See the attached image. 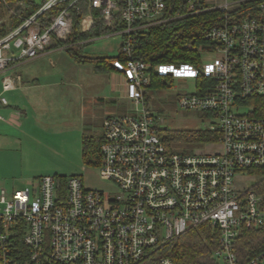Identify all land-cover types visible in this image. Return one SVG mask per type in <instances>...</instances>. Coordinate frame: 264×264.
Wrapping results in <instances>:
<instances>
[{
    "label": "built area",
    "instance_id": "built-area-1",
    "mask_svg": "<svg viewBox=\"0 0 264 264\" xmlns=\"http://www.w3.org/2000/svg\"><path fill=\"white\" fill-rule=\"evenodd\" d=\"M247 1L184 0L182 16L219 10L227 19ZM168 2L19 0L23 8L37 7L0 38V76L13 63L71 46L72 11L83 7L80 32L101 22L107 30L100 37L122 39L126 61L114 65L124 73L132 108L101 122L98 169L115 192L87 189L76 175H44L21 189L0 188V264H172L161 255L163 246L199 227L216 242L209 264H264V115H253V107L238 111L247 105L243 100L264 96V17L209 29L206 38L216 48L200 51L199 67H152L156 75L192 78L194 85L199 75L213 81L205 94L195 86L177 103L206 112L219 139L177 152L165 146L162 120L147 107L151 67L133 56L142 32L172 19ZM1 82L3 91L14 88L9 77ZM239 174L249 185L236 183ZM249 237L255 242L243 245Z\"/></svg>",
    "mask_w": 264,
    "mask_h": 264
},
{
    "label": "rangeland",
    "instance_id": "rangeland-1",
    "mask_svg": "<svg viewBox=\"0 0 264 264\" xmlns=\"http://www.w3.org/2000/svg\"><path fill=\"white\" fill-rule=\"evenodd\" d=\"M7 15L8 11L0 9V23L6 21ZM121 41L120 35L111 34L94 38L85 45H74L73 48L86 56L114 57L119 52ZM45 59L43 61L44 69L49 68L50 59L58 61L59 76H55L53 80L60 82L58 85L63 86L54 91L53 96H55L52 103L54 105L47 107L45 116L37 117L39 122L35 123L33 129L29 128L32 119L27 120V123L22 126L10 121L9 109L11 110L13 106H20L18 105L20 101L26 98L25 91L21 88L3 91L1 82L3 74L0 76V95L10 105L7 109L0 108V115L2 116V120H0V188H5L8 191L21 189L30 186L32 181L44 175L55 177L76 175L82 179L83 186L87 189L115 192L114 184L100 175L98 165L95 164L96 159L83 156L82 139L87 136L81 132L79 107L73 105V110L72 108L67 109L57 101L58 98H61L60 94L63 95V93L69 100H75L76 94L74 92L76 90L71 89H76L73 83L77 84L80 80L84 82L86 78L93 81V74L91 72L86 73L85 68L80 69L74 66L72 59L68 58L64 52H59L58 55H52V58L47 57ZM20 63L22 61L17 64L14 63V65L19 66ZM18 66L12 75L18 73L25 81L27 76L22 71L24 65L20 68ZM87 86L88 89H79L86 90L84 92L89 95L107 92L106 85ZM194 89L195 85L192 78L175 77L173 84L169 87L161 90H149L148 102L146 101L147 107L154 117L162 120L160 123L162 137L166 136L168 132L209 130L213 126L206 112L183 109L178 106L177 96L182 93L193 92ZM124 104L128 111L132 108L130 101H124ZM251 107L252 104H247L240 107L238 111L247 113ZM96 115L99 117L102 115L99 108ZM67 121L70 124H67ZM98 123L99 121H94L95 136L100 133ZM202 144L203 142L199 141H178L170 143L169 148L177 152L187 153L195 149H203ZM249 182L241 174L236 175V183L241 186H247Z\"/></svg>",
    "mask_w": 264,
    "mask_h": 264
},
{
    "label": "trees",
    "instance_id": "trees-1",
    "mask_svg": "<svg viewBox=\"0 0 264 264\" xmlns=\"http://www.w3.org/2000/svg\"><path fill=\"white\" fill-rule=\"evenodd\" d=\"M19 0H7V4L14 10L10 14L7 6L0 0V9L8 11L5 22L0 23V38L4 36L21 22L20 16L28 15L33 11L36 5L30 7L20 6ZM169 14L172 19L150 26L138 37L137 45L134 47L133 56L148 66H150V84L147 86L145 100L148 102L147 94L150 89L161 90L173 84V78L168 76L156 75L152 72L155 65L187 63L199 67L200 51L214 50L216 42L206 38V34L212 27H220L226 21H242L245 18L264 17V0H249L238 12L227 15L219 10L201 12L194 15H185L186 5L184 0H169ZM72 32L69 36V43L73 45L76 42L86 41L100 37L106 32V28L101 22H95L90 30L85 32L79 31L78 21L84 15L85 9L80 7L79 10L72 11ZM69 46L67 50L71 51L73 57L89 63L96 73H109L119 71L114 65L117 62L124 66L126 56L120 51L115 57L102 55L86 56L84 53ZM212 79L197 76L195 86L198 94H205L208 87L212 85ZM246 104H252V114L255 116L264 115V96H253L243 100ZM166 147L172 142H210L219 139L220 135L216 130H187L168 132L166 136L159 131ZM101 144V134L83 137L82 153L86 158L93 157L96 159L95 164L99 163V147ZM63 179V176H59ZM255 239L249 237L241 243L243 245L253 244ZM216 242L212 239L206 228L199 227L189 229L177 239L167 243L161 249V255L168 257L172 264H209L211 251L215 248Z\"/></svg>",
    "mask_w": 264,
    "mask_h": 264
},
{
    "label": "crops",
    "instance_id": "crops-1",
    "mask_svg": "<svg viewBox=\"0 0 264 264\" xmlns=\"http://www.w3.org/2000/svg\"><path fill=\"white\" fill-rule=\"evenodd\" d=\"M90 40L91 39L76 42L74 45H85ZM59 52L66 53L68 58L72 59V64L77 68H85L86 73L91 72L93 74V81H90V79L86 78L84 82L80 80L77 84L73 83V86H76V89H71L76 90L75 92L73 91L76 94L75 100H69L64 93L63 95L59 93L61 95V98L57 99V101L62 104L61 106H64L67 109L72 108L73 110V105L79 107L80 128L82 129L81 132L84 136L90 137L92 135H95L96 130L94 121H99L98 129H100L101 131V122L104 116H120L130 111H128L127 106L124 104V101L127 102L130 101V99L128 95V87L125 76L121 70L111 71L104 74L96 73L93 71L89 63H86L77 57H73L71 55V51L67 49H55L48 51L34 59L24 60L19 64V66L14 65L13 63L3 73V77H9L13 80L14 88L12 89L21 88V90L25 91L26 97L20 101V103L18 104L20 106H13L11 107V110L9 109L10 121H13L15 124L22 126L24 125V123H27V120L32 119L31 121L29 120L31 122V126H29V128L33 129L35 123L39 122L37 117L41 118L42 116H45L47 114V107L49 105H54L52 104L54 102L55 96H53L54 91L57 89L59 90V88L63 86L58 85V83L60 82H56L53 80L55 76H59L60 69L58 68V61L53 59L49 60V68L44 69L43 61L46 60L45 58L47 57L52 58V55H58ZM28 65H30L29 68ZM17 66L18 68L23 66L22 71L27 76L25 81H23L21 75L18 73L12 75ZM87 85H106L107 92H103L102 94L98 93L89 95L88 93L84 92L86 90L79 89H88ZM7 107H10L8 102L7 105L0 106L1 109H7ZM98 108L99 111H102L101 117L96 115ZM66 123L70 124L69 121H67Z\"/></svg>",
    "mask_w": 264,
    "mask_h": 264
}]
</instances>
